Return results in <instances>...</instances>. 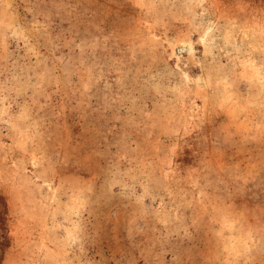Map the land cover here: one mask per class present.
I'll return each mask as SVG.
<instances>
[{"label": "rangeland", "instance_id": "1", "mask_svg": "<svg viewBox=\"0 0 264 264\" xmlns=\"http://www.w3.org/2000/svg\"><path fill=\"white\" fill-rule=\"evenodd\" d=\"M0 264H264V0H0Z\"/></svg>", "mask_w": 264, "mask_h": 264}]
</instances>
